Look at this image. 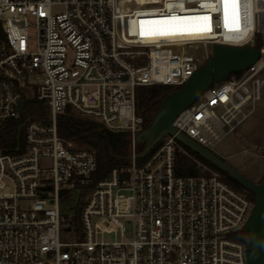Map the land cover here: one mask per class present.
Instances as JSON below:
<instances>
[{
	"label": "built area",
	"instance_id": "2783aa9c",
	"mask_svg": "<svg viewBox=\"0 0 264 264\" xmlns=\"http://www.w3.org/2000/svg\"><path fill=\"white\" fill-rule=\"evenodd\" d=\"M238 9V27L224 30L218 0H0V130L28 100L46 107L45 118L21 121L11 150L0 144V264H247L253 199L216 171L177 175L175 134L142 164L130 159L100 177L95 152L57 128L69 110L134 144L138 86H181L209 58L197 46L254 45L264 34L258 0H238ZM168 13L208 17L196 24L210 31L149 32ZM259 49L172 126L209 150L235 132L261 99ZM72 200L69 218L62 207Z\"/></svg>",
	"mask_w": 264,
	"mask_h": 264
},
{
	"label": "water",
	"instance_id": "95a60500",
	"mask_svg": "<svg viewBox=\"0 0 264 264\" xmlns=\"http://www.w3.org/2000/svg\"><path fill=\"white\" fill-rule=\"evenodd\" d=\"M259 58L260 49L252 44L242 46L212 44L211 56L183 85L163 98L160 108L147 127L135 135L134 142L142 143V149L127 156L129 160L144 157L156 147L166 133L175 134L178 143L229 174L243 188L251 191L254 195L253 205L244 224L248 238L245 253L247 264H264V171L259 181L252 180L214 151L195 142L183 132H178L172 126V121L182 109L191 105L213 83L247 69Z\"/></svg>",
	"mask_w": 264,
	"mask_h": 264
},
{
	"label": "trees",
	"instance_id": "16d2710c",
	"mask_svg": "<svg viewBox=\"0 0 264 264\" xmlns=\"http://www.w3.org/2000/svg\"><path fill=\"white\" fill-rule=\"evenodd\" d=\"M263 45L260 34H257L254 39V46L260 48ZM241 72L239 71L234 74L239 75ZM179 87L171 88L165 84H151L136 88L135 113L142 118L140 130L147 127L156 111L160 108L163 98ZM45 114L46 107L43 102L36 99L28 100L22 116L18 119L8 121L0 130L1 147L5 151H9L14 147L17 140L21 138L19 124L24 118L41 120L45 118ZM57 128L61 137H77L95 152L100 177L107 175L114 167H124L129 164L130 160L127 156L131 153V137L128 133L108 130L100 122L77 116L69 110H65L57 116ZM134 146L135 151L139 152L143 144L134 142ZM156 147L146 156L135 159V162L139 165L142 164L153 153ZM203 168L204 171H202ZM175 171L177 175L208 174L211 171H216L233 188L242 192L245 191L246 195L251 199L254 197L251 191L243 188L229 174L222 172L216 166L202 159L198 154L182 146L180 143H178L175 152Z\"/></svg>",
	"mask_w": 264,
	"mask_h": 264
},
{
	"label": "rangeland",
	"instance_id": "374dc122",
	"mask_svg": "<svg viewBox=\"0 0 264 264\" xmlns=\"http://www.w3.org/2000/svg\"><path fill=\"white\" fill-rule=\"evenodd\" d=\"M260 37L264 44V34H260ZM193 50L201 59L205 56H211V45H199ZM73 142L78 146L87 147L77 137L73 139ZM130 148L131 151L133 149L136 153L132 140ZM212 150L252 180L259 181L264 171V88L262 89L261 99L256 102L254 109L238 129L224 136ZM202 171H204V168ZM243 192L246 194L245 191ZM74 200L62 207V213L66 217L70 218L75 215V211L71 207ZM105 239H113V235H106Z\"/></svg>",
	"mask_w": 264,
	"mask_h": 264
},
{
	"label": "bare ground",
	"instance_id": "6f19581e",
	"mask_svg": "<svg viewBox=\"0 0 264 264\" xmlns=\"http://www.w3.org/2000/svg\"><path fill=\"white\" fill-rule=\"evenodd\" d=\"M258 8L261 10V14L264 15V0H258ZM219 10L221 12V24L224 30H234L238 27V2L236 4L229 3L227 5V15H225V5L219 2ZM175 17V19H174ZM201 18L196 14H183L182 16H176L175 14L168 13L160 18L154 19L158 22V25L149 28V32L172 35V36H185V35H201L207 33L206 27L198 26L196 23ZM227 20L228 26H225ZM151 21V20H150ZM206 28V29H205Z\"/></svg>",
	"mask_w": 264,
	"mask_h": 264
},
{
	"label": "snow or ice",
	"instance_id": "6c2138e0",
	"mask_svg": "<svg viewBox=\"0 0 264 264\" xmlns=\"http://www.w3.org/2000/svg\"><path fill=\"white\" fill-rule=\"evenodd\" d=\"M218 2H222L224 5H225V15H227V5L229 4V3H232V4H236L237 2H238V0H218ZM174 19H175V17H174ZM200 19H208V17H202V18H200ZM225 26L227 27L228 26V24H227V20L225 21ZM207 30H209L210 31V28L209 29H207ZM161 34H163V33H161Z\"/></svg>",
	"mask_w": 264,
	"mask_h": 264
},
{
	"label": "flooded vegetation",
	"instance_id": "af4514ba",
	"mask_svg": "<svg viewBox=\"0 0 264 264\" xmlns=\"http://www.w3.org/2000/svg\"><path fill=\"white\" fill-rule=\"evenodd\" d=\"M247 237V236H246ZM247 240H248V238H247Z\"/></svg>",
	"mask_w": 264,
	"mask_h": 264
}]
</instances>
